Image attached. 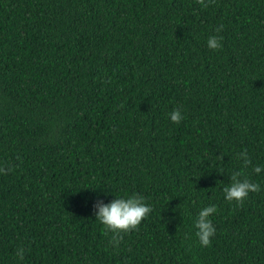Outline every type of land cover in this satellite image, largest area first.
<instances>
[{
	"label": "trees",
	"instance_id": "trees-1",
	"mask_svg": "<svg viewBox=\"0 0 264 264\" xmlns=\"http://www.w3.org/2000/svg\"><path fill=\"white\" fill-rule=\"evenodd\" d=\"M241 150L264 165V0H0V264H264ZM132 193L151 209L113 247L92 203Z\"/></svg>",
	"mask_w": 264,
	"mask_h": 264
},
{
	"label": "clouds",
	"instance_id": "clouds-1",
	"mask_svg": "<svg viewBox=\"0 0 264 264\" xmlns=\"http://www.w3.org/2000/svg\"><path fill=\"white\" fill-rule=\"evenodd\" d=\"M223 28V25H218L214 30L218 33ZM220 37L216 34H211L207 37V47L216 49L220 47ZM168 118L173 122H180L183 118L179 108H173L168 113ZM236 158L240 161L242 168H247L251 164L253 173H260L264 165L252 164L247 150H241L236 154ZM5 171L0 167V172ZM260 185L251 180L248 175L244 174L242 169L232 171L230 183L222 188L224 200L235 201L237 204L243 202L250 192H258ZM93 215L95 220L103 225L106 232H111L112 236L110 243L115 247L119 240L122 239V233L134 229L147 215L151 209V205L145 202L143 195L132 193L126 196H114L113 199L105 202L103 199L97 198L92 203ZM217 210L215 203H209L200 207L192 221L194 236L198 239L201 245L207 246L210 243V237L215 234L216 228L210 218V214H214ZM17 258H22L24 248L17 247L15 250Z\"/></svg>",
	"mask_w": 264,
	"mask_h": 264
}]
</instances>
